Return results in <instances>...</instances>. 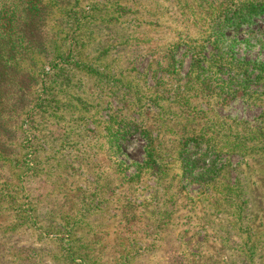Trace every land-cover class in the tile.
<instances>
[{
	"label": "rangeland",
	"instance_id": "1",
	"mask_svg": "<svg viewBox=\"0 0 264 264\" xmlns=\"http://www.w3.org/2000/svg\"><path fill=\"white\" fill-rule=\"evenodd\" d=\"M33 3L0 264H264V0Z\"/></svg>",
	"mask_w": 264,
	"mask_h": 264
},
{
	"label": "trees",
	"instance_id": "2",
	"mask_svg": "<svg viewBox=\"0 0 264 264\" xmlns=\"http://www.w3.org/2000/svg\"><path fill=\"white\" fill-rule=\"evenodd\" d=\"M33 1L34 0H0V92L3 86V80L6 77L4 70L7 68L8 61L11 58L9 53L14 49L15 41L20 38L25 44L27 41H31V36L29 37L28 32L25 35L23 30L25 27L30 26L33 18L32 12L37 8ZM21 11L23 20L20 27L17 22V14ZM27 37H29V40Z\"/></svg>",
	"mask_w": 264,
	"mask_h": 264
}]
</instances>
